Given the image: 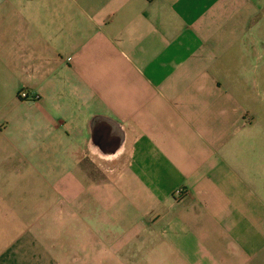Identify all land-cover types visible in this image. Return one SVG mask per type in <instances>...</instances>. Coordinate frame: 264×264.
<instances>
[{
    "label": "crops",
    "instance_id": "crops-1",
    "mask_svg": "<svg viewBox=\"0 0 264 264\" xmlns=\"http://www.w3.org/2000/svg\"><path fill=\"white\" fill-rule=\"evenodd\" d=\"M0 264H264V0H0Z\"/></svg>",
    "mask_w": 264,
    "mask_h": 264
},
{
    "label": "built area",
    "instance_id": "built-area-1",
    "mask_svg": "<svg viewBox=\"0 0 264 264\" xmlns=\"http://www.w3.org/2000/svg\"><path fill=\"white\" fill-rule=\"evenodd\" d=\"M20 98L21 99H27L28 98V95H27V93H25V92H22L21 94H20ZM185 195V193H184V190L183 189H179L177 192H176V197L177 198H181V197H183Z\"/></svg>",
    "mask_w": 264,
    "mask_h": 264
}]
</instances>
